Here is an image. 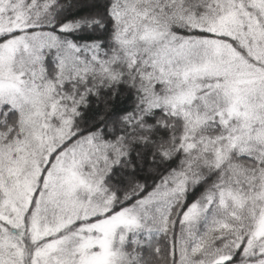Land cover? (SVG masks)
<instances>
[{
    "label": "snow or ice",
    "instance_id": "6c2138e0",
    "mask_svg": "<svg viewBox=\"0 0 264 264\" xmlns=\"http://www.w3.org/2000/svg\"><path fill=\"white\" fill-rule=\"evenodd\" d=\"M0 264H264V0H0Z\"/></svg>",
    "mask_w": 264,
    "mask_h": 264
}]
</instances>
